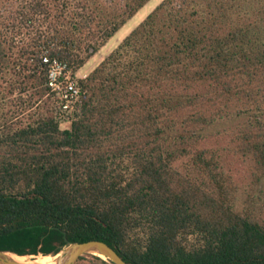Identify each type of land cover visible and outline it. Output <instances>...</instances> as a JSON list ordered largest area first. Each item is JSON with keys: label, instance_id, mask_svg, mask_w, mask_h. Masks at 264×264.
Returning a JSON list of instances; mask_svg holds the SVG:
<instances>
[{"label": "trees", "instance_id": "trees-1", "mask_svg": "<svg viewBox=\"0 0 264 264\" xmlns=\"http://www.w3.org/2000/svg\"><path fill=\"white\" fill-rule=\"evenodd\" d=\"M147 1L0 0L1 251L264 264V0H161L75 79L70 112L48 84Z\"/></svg>", "mask_w": 264, "mask_h": 264}, {"label": "rangeland", "instance_id": "rangeland-1", "mask_svg": "<svg viewBox=\"0 0 264 264\" xmlns=\"http://www.w3.org/2000/svg\"><path fill=\"white\" fill-rule=\"evenodd\" d=\"M161 0H148L125 24H123L115 34L95 52L86 63L75 71L74 79L86 76L116 45L138 24L146 15L160 2ZM68 122H63L61 127H68ZM214 139V138H213ZM216 142V140H213ZM220 144V141H219ZM227 167H230L237 179L242 180L248 177L247 162L242 161L238 156L227 157ZM45 255H25L26 260H36L37 257H44ZM87 260L91 261L90 255H86ZM104 259V258H103ZM95 264V263H91Z\"/></svg>", "mask_w": 264, "mask_h": 264}, {"label": "water", "instance_id": "water-1", "mask_svg": "<svg viewBox=\"0 0 264 264\" xmlns=\"http://www.w3.org/2000/svg\"><path fill=\"white\" fill-rule=\"evenodd\" d=\"M9 254L22 256L9 251L0 250V264H42L33 260L19 261ZM86 254L97 256L98 254H103L112 264H128L121 258L114 248L100 240L70 242L55 254L57 256L51 264H77L79 257Z\"/></svg>", "mask_w": 264, "mask_h": 264}, {"label": "built area", "instance_id": "built-area-1", "mask_svg": "<svg viewBox=\"0 0 264 264\" xmlns=\"http://www.w3.org/2000/svg\"><path fill=\"white\" fill-rule=\"evenodd\" d=\"M63 66L54 63L49 69V86L58 91L60 98L63 100L62 109L70 112L74 104L79 100V91L76 80L70 76L69 72H63ZM62 78V79H61Z\"/></svg>", "mask_w": 264, "mask_h": 264}, {"label": "bare ground", "instance_id": "bare-ground-1", "mask_svg": "<svg viewBox=\"0 0 264 264\" xmlns=\"http://www.w3.org/2000/svg\"><path fill=\"white\" fill-rule=\"evenodd\" d=\"M10 256H12L13 258L19 260V261H26L25 255L22 256H16L14 254H9ZM57 255H45L44 257H37L36 262L42 263V264H48V263H53L54 259L56 258ZM99 257L101 258H105V256L103 254H98Z\"/></svg>", "mask_w": 264, "mask_h": 264}]
</instances>
